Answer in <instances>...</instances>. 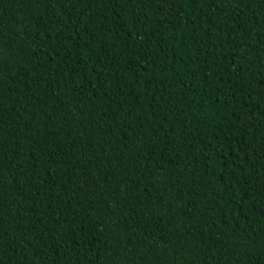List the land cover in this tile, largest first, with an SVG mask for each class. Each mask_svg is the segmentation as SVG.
<instances>
[{
	"label": "trees",
	"instance_id": "16d2710c",
	"mask_svg": "<svg viewBox=\"0 0 264 264\" xmlns=\"http://www.w3.org/2000/svg\"><path fill=\"white\" fill-rule=\"evenodd\" d=\"M0 264H264V0H0Z\"/></svg>",
	"mask_w": 264,
	"mask_h": 264
}]
</instances>
